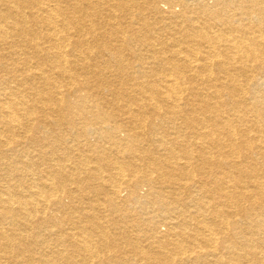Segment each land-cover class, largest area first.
<instances>
[{"label":"bare ground","instance_id":"6f19581e","mask_svg":"<svg viewBox=\"0 0 264 264\" xmlns=\"http://www.w3.org/2000/svg\"><path fill=\"white\" fill-rule=\"evenodd\" d=\"M0 264H264V0H0Z\"/></svg>","mask_w":264,"mask_h":264},{"label":"rangeland","instance_id":"374dc122","mask_svg":"<svg viewBox=\"0 0 264 264\" xmlns=\"http://www.w3.org/2000/svg\"><path fill=\"white\" fill-rule=\"evenodd\" d=\"M210 5H214V0H206ZM165 8H167V6H164ZM179 7H177L176 9H178Z\"/></svg>","mask_w":264,"mask_h":264}]
</instances>
